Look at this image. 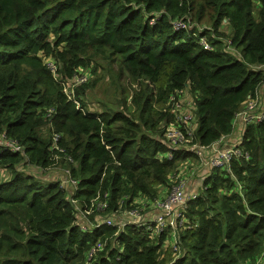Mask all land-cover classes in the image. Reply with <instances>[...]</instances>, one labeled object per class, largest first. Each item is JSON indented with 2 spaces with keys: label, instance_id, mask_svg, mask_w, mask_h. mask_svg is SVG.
Returning a JSON list of instances; mask_svg holds the SVG:
<instances>
[{
  "label": "trees",
  "instance_id": "1",
  "mask_svg": "<svg viewBox=\"0 0 264 264\" xmlns=\"http://www.w3.org/2000/svg\"><path fill=\"white\" fill-rule=\"evenodd\" d=\"M180 17L209 23L174 28L170 20ZM224 23L228 33L219 28ZM45 57L66 81L101 57L148 83L132 97L134 114L90 110L81 98L87 84L75 88L76 106ZM186 84L197 93L196 141L209 145L230 136L244 100H258L264 84V0H0V132L25 147L22 155L0 146V264H82L97 234L112 235L115 227L80 230L77 205L107 192V215L119 201L125 207L139 193L156 195L186 155L173 150L171 159L157 156L168 149L165 99ZM262 113L257 121L238 118L237 146L248 157L234 158L229 169L203 171L208 176L201 193L188 205L192 226L180 232L181 253L173 264H255L262 254ZM50 128L60 135L58 161L76 180L71 189L59 177L31 172L53 162ZM115 237L123 252L106 246L91 264H163L170 258L168 250L158 259L159 245L134 225Z\"/></svg>",
  "mask_w": 264,
  "mask_h": 264
},
{
  "label": "built area",
  "instance_id": "2",
  "mask_svg": "<svg viewBox=\"0 0 264 264\" xmlns=\"http://www.w3.org/2000/svg\"><path fill=\"white\" fill-rule=\"evenodd\" d=\"M149 22L152 23V20ZM170 22L174 28H190L193 25L189 17L174 18ZM200 43L205 48H210L205 38H200ZM229 49L233 50V47H229ZM44 60L54 78L62 84L67 98L78 106L75 88L88 80L89 68L77 67L74 74L66 81L59 76L57 65L53 59L45 57ZM196 95L197 93L191 90L190 85L186 84L170 91L165 99L163 111L168 112L170 117L166 122H162V126L163 140L167 143L168 149L159 153L158 159H171L173 150L186 155L181 158L173 172L167 175V183L159 185L156 195L139 193L125 207L119 201L118 208L107 215L102 213L107 207V192L104 193L103 199L96 197L88 205L76 206L74 222L80 230L92 231L97 227H115L112 235L102 237V232L97 234L96 240L86 250L82 264H91L98 252L104 250L106 246L115 248L121 254L124 245L115 236L124 231L127 225H134L142 229L150 240L159 245L156 252L158 259L169 250L170 258L163 264H173L181 253L179 234L192 226L187 215L188 205L199 194L197 191L189 190L187 178L192 176L197 168L201 172L206 169H229L230 162L234 158L241 155L249 156L247 152H242L237 146L238 137H233L230 142H224L223 140L229 135H222L209 145H201L196 141ZM262 112L257 98L248 96L243 102V108L235 115L233 122L235 123L238 118L242 122L257 121L263 116ZM50 136L49 150L52 152L53 162L45 168L54 166L58 162L59 154L54 152L55 150L63 151L58 143L59 133L50 128ZM0 146L12 152L25 154L24 145L3 132H0ZM66 170L69 175V170ZM70 179L72 184L76 182L75 179ZM73 201L75 202V200ZM118 211L121 216L118 215Z\"/></svg>",
  "mask_w": 264,
  "mask_h": 264
},
{
  "label": "rangeland",
  "instance_id": "3",
  "mask_svg": "<svg viewBox=\"0 0 264 264\" xmlns=\"http://www.w3.org/2000/svg\"><path fill=\"white\" fill-rule=\"evenodd\" d=\"M209 12L210 10L207 9L206 15H208ZM205 21H207L206 18L202 19V22L194 20L193 24L199 27H205ZM219 28L226 33L229 31V27L226 23L222 24ZM93 66H95V72H92L91 67ZM88 68L90 74L88 76V80L85 82L87 84V88L85 90V94L81 95L82 101L85 104L84 107L96 111H102L105 108H124L127 109L130 114H134V109L131 111L133 104L132 97L144 88V83H146L147 80L138 77H128L124 72H121V68L119 67V63L117 61L108 58L99 57L96 62L88 66ZM262 85L263 86H260L257 90V97L259 100V108L264 110V84ZM148 86L152 88V90H155V86ZM45 132L47 133L48 129H46ZM237 136L234 132H232L230 136L225 138L223 141L230 142L233 137ZM25 167L29 168L28 166ZM32 169L34 170L31 171L32 173L39 174L42 177L50 178L46 176V174L57 176L67 189L72 188V181L67 170L61 165L60 161H58L54 166H50L48 168ZM4 172V169L0 168V175ZM199 173L200 176L197 179ZM202 173L203 172L197 168L193 175L187 178L188 188L189 185L197 186L196 190H199V194L201 193L203 180L206 176H208H202ZM195 179L198 181L194 182ZM118 215L121 216L120 211H118Z\"/></svg>",
  "mask_w": 264,
  "mask_h": 264
},
{
  "label": "crops",
  "instance_id": "4",
  "mask_svg": "<svg viewBox=\"0 0 264 264\" xmlns=\"http://www.w3.org/2000/svg\"><path fill=\"white\" fill-rule=\"evenodd\" d=\"M241 125H242V123L240 122V120L238 119V120H236V122L234 123V126H235V129H234V133L236 134V136L238 135V131H237V129L238 128H240L241 127ZM46 176H48V177H57V176H53V175H50V174H46ZM199 176H200V173H199V175H198V177H197V179L199 178ZM198 180H194V182H197ZM197 185V184H196ZM196 187L197 186H195V185H189V190H193V191H197L196 190ZM264 248H263V253H262V256L260 257V259L258 260V262H256V264H264Z\"/></svg>",
  "mask_w": 264,
  "mask_h": 264
},
{
  "label": "clouds",
  "instance_id": "5",
  "mask_svg": "<svg viewBox=\"0 0 264 264\" xmlns=\"http://www.w3.org/2000/svg\"><path fill=\"white\" fill-rule=\"evenodd\" d=\"M192 24H193V22H192ZM197 192L199 193V190H197ZM262 253H263V251H262ZM262 256V254L260 255V257ZM260 257L257 259V261L256 262H258V260L260 259ZM256 262H255V264H256Z\"/></svg>",
  "mask_w": 264,
  "mask_h": 264
},
{
  "label": "bare ground",
  "instance_id": "6",
  "mask_svg": "<svg viewBox=\"0 0 264 264\" xmlns=\"http://www.w3.org/2000/svg\"><path fill=\"white\" fill-rule=\"evenodd\" d=\"M235 1V0H234ZM209 181V180H208ZM201 200V199H200ZM191 205V204H190ZM104 229V228H103ZM100 230V229H99ZM201 236V235H200ZM201 237H203V236H201ZM201 239V238H200Z\"/></svg>",
  "mask_w": 264,
  "mask_h": 264
}]
</instances>
